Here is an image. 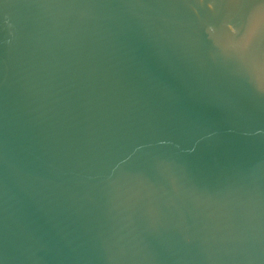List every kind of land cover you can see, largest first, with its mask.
Here are the masks:
<instances>
[{"label": "water", "instance_id": "1", "mask_svg": "<svg viewBox=\"0 0 264 264\" xmlns=\"http://www.w3.org/2000/svg\"><path fill=\"white\" fill-rule=\"evenodd\" d=\"M0 264H264V0H0Z\"/></svg>", "mask_w": 264, "mask_h": 264}]
</instances>
